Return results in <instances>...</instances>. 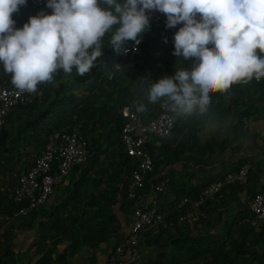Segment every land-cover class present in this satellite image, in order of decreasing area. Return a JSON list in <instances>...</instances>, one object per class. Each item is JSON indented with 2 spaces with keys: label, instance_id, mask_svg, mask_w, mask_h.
Here are the masks:
<instances>
[{
  "label": "trees",
  "instance_id": "16d2710c",
  "mask_svg": "<svg viewBox=\"0 0 264 264\" xmlns=\"http://www.w3.org/2000/svg\"><path fill=\"white\" fill-rule=\"evenodd\" d=\"M26 5L29 6L27 1ZM45 8L48 7L42 9ZM166 19L165 17L162 22ZM179 25L174 28L165 26L162 33L155 38L145 33L141 34V43L135 56L122 54L123 48L129 47L133 41H125L119 50L113 48L110 43L111 37L119 27L114 25L101 42L102 54L94 62V67L89 73L81 76L73 68L71 74H65L62 69H58L53 74L51 82L37 85L32 103L18 105L12 109L5 126L0 130V264L66 263L67 259L81 251H96L100 245L112 240L113 250L117 246L125 247L127 250L132 248L119 237V221L113 208L117 197L122 203V210L134 202V199L129 198L128 184L131 171L137 167V160L129 157L123 148L121 129L125 117L122 111L124 107L131 106L138 114L141 124L155 118L159 106L171 102L164 97L151 103L149 100L151 85L159 79L174 76L179 70L191 71L198 63L194 58L184 59L182 56L173 55L174 34L180 28ZM258 54L264 56L259 52ZM123 64L130 66L129 75L123 68L117 73L110 70L113 65ZM254 80L255 78L252 79L253 82ZM11 84V74L1 69L0 86ZM244 84H233L230 89L240 91L244 89ZM256 86L259 87L263 98L264 82ZM126 91L131 92L130 96L126 100L118 99L119 94ZM221 93L219 91L210 93L209 104L204 113L210 115L211 119L222 115L225 109L232 108L237 119L232 129L237 132L214 140L219 148L228 145L229 141L239 140L240 122L245 116L249 118L250 111H253L252 106H245L240 100L235 101L233 105L236 107L233 108L232 102L226 103L225 98L220 96ZM259 101L256 100L254 103L258 104ZM140 106H143V112L137 110ZM189 117L190 115L183 113L174 131L184 130L183 126L186 124L182 122L185 119H188L187 129H194L197 124L199 127L204 126L205 120L201 122V113L195 114L194 121L189 120ZM73 128L87 142L88 160L72 168L73 177L68 194L42 215L44 220L38 227L39 238L33 242L32 247L26 253L16 252L14 250L16 227L30 218L32 213L27 217L15 218L13 215L19 206L8 198V192L14 188L18 178L34 165L35 159L43 152L51 134L68 132ZM171 136L163 140H169ZM211 141L213 140H206V143ZM238 143L231 150L237 149ZM161 144L164 145L163 141ZM145 149L153 157L154 166L145 177L143 186L157 175L158 163L162 162L163 157L158 154L155 158L153 148L148 145ZM240 165L242 164L238 167ZM198 193L183 191L181 197L177 196L179 198L175 200L169 212L161 206H156L165 212V218L169 217V220L174 221L177 215L174 207L180 199L190 195L196 196ZM239 231L245 232V237L248 236L246 228ZM229 235L231 238L234 237ZM230 241L229 248L226 247V243L218 245L213 250L204 248L200 254L191 255L188 259L181 254L178 257L181 259L177 260L178 264L184 262L243 264L250 260V256L257 258V263H260L257 257L260 254L258 250L251 251L240 236ZM58 246H65L64 252L58 253ZM95 263V259L92 258L90 264Z\"/></svg>",
  "mask_w": 264,
  "mask_h": 264
},
{
  "label": "clouds",
  "instance_id": "9594fccd",
  "mask_svg": "<svg viewBox=\"0 0 264 264\" xmlns=\"http://www.w3.org/2000/svg\"><path fill=\"white\" fill-rule=\"evenodd\" d=\"M103 3L107 8L100 6V0H47L45 7L53 10L51 14L30 17L17 29L12 14L26 0H0V63L11 74L12 84L21 93H31L38 84L51 82L58 69L65 74H71L73 68L81 76L89 73L102 54L105 33L119 25L110 41L115 50L125 41L138 44L137 37L149 26L147 12L151 10L166 15V28L183 25L174 34L173 55L198 61L191 71L179 70L153 83L151 103L167 97L171 103H163L164 108L191 114L198 107L203 113L210 93L264 78V56L258 54H264V0ZM137 110L143 112L144 108Z\"/></svg>",
  "mask_w": 264,
  "mask_h": 264
},
{
  "label": "crops",
  "instance_id": "0c3cea01",
  "mask_svg": "<svg viewBox=\"0 0 264 264\" xmlns=\"http://www.w3.org/2000/svg\"><path fill=\"white\" fill-rule=\"evenodd\" d=\"M118 2L122 3L123 0H118ZM100 6L107 8L103 0H100ZM52 11L51 8L34 10L26 4L20 5L19 10L12 14V19L15 21L13 27L22 28L30 17L51 14ZM165 25L166 21L153 26L151 31L145 34L155 38L162 33ZM179 26L182 27V24ZM121 68L126 74L131 73L130 66L127 64L113 65L110 70L117 73ZM1 69H4L2 63H0ZM243 87L244 89L240 91L228 89L220 94L225 98L226 103L232 102L233 105L235 101L240 100L245 106L253 107L249 118L245 116L240 122L241 132L237 141L239 142L237 149L231 150L237 143L235 141H229L228 145L222 148H219L214 141L237 132L232 129L237 122L232 108L225 109L222 115L210 119V115L201 113L197 107L193 113L188 114L190 115L189 120L194 121L195 114L201 113V122L205 120L204 126L199 127L197 124L196 128L187 129L188 119H185L182 122L186 124L183 126L184 130L174 131L168 138L169 140L151 139L148 146L153 148L154 157L156 158L158 154L163 156L162 162L158 163L157 175L154 179L146 182L130 207L122 210V203L118 197L116 198L113 208L119 221V237L127 245H132L135 242L143 264H178L177 260L181 259L178 258L181 254L188 259L191 255L200 254L204 248L213 250L224 243L229 248L230 240L234 237L239 238V236L251 251L258 250L260 253L257 255L260 260L259 264H264V226L255 229L248 226L250 217L248 204L256 194L264 191V97L261 98L260 89L252 80L244 84ZM130 93V91L121 93L118 99L126 100ZM256 100H260L258 104L254 103ZM235 107L236 105H233V108ZM126 108L132 107H124V109ZM227 132L230 133L227 134ZM206 140L213 141L206 143ZM161 141L164 145L161 144ZM239 164L249 166L248 184L242 187L230 186L226 188L224 198L206 208L208 219L203 223L195 226L177 225L171 227L169 224L172 221L166 217L159 226L146 230L136 238L131 233L132 213L135 208L145 209L156 203L169 212L175 200L182 196L183 191L200 192L204 186L219 181L227 172L236 170ZM72 171L68 176V186H56L45 205L35 210L30 218L19 223L20 226L16 227L14 237L16 252H28L33 242L39 238L38 227L44 220L42 215L66 197L71 186ZM166 179L169 181L168 190L166 193L160 194L156 191L157 184ZM177 196L179 197L177 198ZM242 228L247 229V237L244 236L245 232L239 231ZM229 234L234 237L231 238ZM113 246L114 240L100 245L96 251L83 250L67 259L66 263L58 262L57 264H90L92 258L95 259V264H104L113 250ZM65 248V246H58V253H61ZM34 260L36 261V259ZM243 264H258L257 258L250 256V260H246Z\"/></svg>",
  "mask_w": 264,
  "mask_h": 264
},
{
  "label": "built area",
  "instance_id": "2783aa9c",
  "mask_svg": "<svg viewBox=\"0 0 264 264\" xmlns=\"http://www.w3.org/2000/svg\"><path fill=\"white\" fill-rule=\"evenodd\" d=\"M30 8L40 9L47 5V0H26ZM149 26L141 33L150 32L152 27L161 23L166 15L158 10L147 12ZM112 29V28H111ZM110 29V30H111ZM110 30L101 39L103 41ZM140 34V35H141ZM140 35L132 44L123 48L122 54L135 56L141 43ZM264 78L255 84L263 83ZM33 101V92L21 93L13 84L0 86V130L5 126L7 117L18 105H27ZM163 104V103H162ZM161 104V105H162ZM159 106L158 114L141 124L138 114L131 108L123 110L125 122L121 129V141L126 154L137 160V167L131 171V181L128 185V195L134 199L143 186L146 175L153 169V157L145 149L151 139L166 138L173 134L178 119L184 113L181 109ZM170 105V103H169ZM89 157L87 142L74 128L68 132H56L48 137L44 150L35 159L29 171L20 176L16 185L8 192V198L19 206L14 213L15 218L27 217L38 208L45 205L51 192L56 186H68V176L75 165L86 163ZM55 163V164H54ZM55 165V166H54ZM249 166L240 165L235 171L225 174L216 182L204 186L196 196L183 197L175 205L176 219L169 225L195 226L208 219L206 207L218 203L224 198V191L230 186H246L249 181ZM168 180L160 182L156 191H167ZM156 203L151 207L133 211L131 233L135 238L141 232L159 226L165 219V212L157 208ZM251 227L264 226V191L256 194L248 204ZM132 248L117 246L109 254L104 264H143L140 252L135 242Z\"/></svg>",
  "mask_w": 264,
  "mask_h": 264
}]
</instances>
